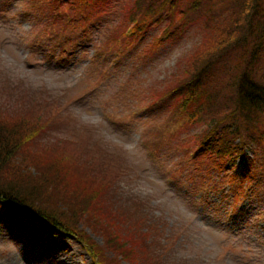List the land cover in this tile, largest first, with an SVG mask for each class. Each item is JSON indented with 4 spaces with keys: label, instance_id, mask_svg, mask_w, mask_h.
<instances>
[{
    "label": "rangeland",
    "instance_id": "374dc122",
    "mask_svg": "<svg viewBox=\"0 0 264 264\" xmlns=\"http://www.w3.org/2000/svg\"><path fill=\"white\" fill-rule=\"evenodd\" d=\"M73 1L0 0V109L39 110L48 121L36 139L46 145H101L118 154L116 168L126 161L118 184L125 203L162 233L166 248L150 247L159 264H264V143L212 172L214 162L195 152L192 135L201 127L187 121L178 96L160 94L204 34L202 21L157 41L165 20L127 30L131 0ZM28 171L46 193L60 194L55 169L30 165L9 174ZM75 192L65 204L81 199ZM8 207L0 205V264H93L76 238ZM78 227L103 245L100 229Z\"/></svg>",
    "mask_w": 264,
    "mask_h": 264
},
{
    "label": "trees",
    "instance_id": "16d2710c",
    "mask_svg": "<svg viewBox=\"0 0 264 264\" xmlns=\"http://www.w3.org/2000/svg\"><path fill=\"white\" fill-rule=\"evenodd\" d=\"M108 1L74 0L68 5H105ZM131 1L125 14L131 23L129 30L137 33L166 21L157 41L176 39L189 25L202 21L204 34L180 60L160 94L178 96L187 121L201 127L192 135L193 143L199 144L194 145L195 152L214 162L212 172L223 170L226 162L233 163L237 157L249 158L246 148L262 149L264 0ZM38 112L24 107L0 109V205L21 208L76 238L93 264H120L104 254L107 250L131 264H159V255L154 256L150 247L166 248L159 239L162 233L144 222L146 215L134 203H125L127 196L118 184L127 171L126 161L116 168L118 154L101 145L74 151L59 146L61 141L48 145L38 141L36 137H41L43 123L48 121L42 118L41 122ZM30 165L56 170L64 184L58 188V196L46 193L29 171L19 177L9 174ZM75 190L81 199L65 204L66 198L79 196ZM126 222L124 229L121 223ZM79 223L86 229H100L103 245L88 241ZM143 226L149 230L142 231ZM150 235L152 239L146 243L144 239Z\"/></svg>",
    "mask_w": 264,
    "mask_h": 264
}]
</instances>
